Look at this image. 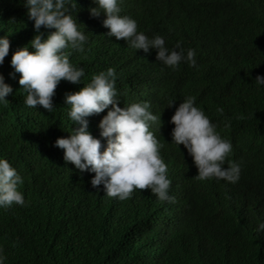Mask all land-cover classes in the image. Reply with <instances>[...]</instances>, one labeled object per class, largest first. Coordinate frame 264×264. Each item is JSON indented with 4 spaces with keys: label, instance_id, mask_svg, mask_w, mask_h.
<instances>
[{
    "label": "trees",
    "instance_id": "trees-1",
    "mask_svg": "<svg viewBox=\"0 0 264 264\" xmlns=\"http://www.w3.org/2000/svg\"><path fill=\"white\" fill-rule=\"evenodd\" d=\"M119 2L122 15L137 19L138 31L150 37L162 35L170 50L178 40L185 54L194 48L199 67L186 60L177 67L168 66L158 60L155 47L145 52L132 48L126 38L109 37L103 24L106 14L90 13L95 0H78L69 10L89 39L84 51H65L85 73L78 83L60 80L49 111L39 104H25L27 93L19 83L22 73L11 64L13 52L37 32L28 7L24 0H0V35L10 39L0 72L13 86L6 96L8 102H0V157L9 159L23 176L19 187L26 201L25 205L0 206L4 264H264V241L259 237L248 238L238 258V251L213 238L218 207L224 203L235 208L240 194L214 186V177L196 178L198 168L192 155L182 142L172 141L174 122L170 120L184 98L195 97L194 103L232 143L224 163L238 162L252 178L251 169L260 167L255 170L264 191V85L255 82L258 73L264 75V0H246V9L235 5V0ZM54 30L42 25V38ZM108 67L116 69L122 107L147 100L150 110L161 115L150 130L163 145L160 154L168 165L171 184L178 182L186 195L181 224L172 232L177 234L172 241L174 257L165 261L159 255L163 242L159 224L146 217L158 200L151 188H136L123 200L109 197L102 185L100 190L92 186L94 172L65 161L64 150L53 143L77 126L68 115L65 93L78 90L94 73ZM107 110L88 117L93 135H100L99 122ZM226 119L231 121L228 128L223 126ZM101 140L106 143V138ZM247 188L253 193L254 186ZM216 220L220 223L221 218L216 216ZM140 224L142 228L137 229ZM192 230V236L178 244L181 233Z\"/></svg>",
    "mask_w": 264,
    "mask_h": 264
},
{
    "label": "clouds",
    "instance_id": "clouds-1",
    "mask_svg": "<svg viewBox=\"0 0 264 264\" xmlns=\"http://www.w3.org/2000/svg\"><path fill=\"white\" fill-rule=\"evenodd\" d=\"M245 1L235 0V5L246 9ZM24 3L37 32L28 44L13 52L11 64L15 72L22 73L19 83L27 93L25 104H39L50 111L54 107L52 98L60 80L64 78L78 83L85 73L84 67L70 61V53L65 50L84 51L89 37L69 10V6H77L78 0H24ZM102 11L106 14L103 24L109 29L106 33L109 37L126 38L132 48L145 52L155 47L158 60L168 66L177 67L182 60H186L190 66L199 67L194 48L189 47L185 54L182 41L178 40L177 47L170 50L162 35L150 37L144 31H138L137 19L121 14L119 0H95L90 13L99 15ZM42 25L55 30L42 38ZM9 50L8 35H0V64ZM116 76L115 67H108L94 73L90 81L78 90L65 93L66 103L70 105L68 115L77 126L72 127L70 135L58 136L53 143L64 150L65 161L73 162L82 171L94 172L92 186L100 190L102 185L103 192L109 197L123 200L130 197L136 188H151L158 200L154 204L156 209L151 213L148 211L146 217H153L159 224L163 237L159 255L164 256L162 259L165 261L171 255L174 257L172 241L177 234L172 232L181 224L183 196L186 195L178 182L171 184L167 175L168 165L160 154L163 145L150 130V124L161 120V115L150 110V101L147 100L122 107L118 102ZM255 82L258 86L264 85V75L258 73ZM12 91L13 86L5 81L4 74L0 72V102L7 103L6 96ZM194 100L193 96L184 98L171 116L170 120L174 122L172 141L178 145L182 142L192 155L198 168L197 179L214 177V186L219 185L236 196L240 194L235 208L226 207L224 203L218 207L216 216L221 221L218 223L215 216L213 223V238L222 239L224 247H229L234 253L238 251V258L248 238L256 236L264 241V191L258 185L255 170L260 167L251 169L255 174L252 178L238 162L224 163L232 150V143L217 131V123ZM105 108L107 113L99 122L100 135H93L89 130L88 117ZM217 111L222 113L223 107ZM223 126L230 127L231 121L226 119ZM101 137L106 138V143L102 144ZM222 182L227 186L219 184ZM23 183V176L9 159L0 157V206L25 205V196L19 187ZM248 183L254 186L253 193L249 192ZM138 228H142L141 224ZM191 232L193 230L189 234L181 233L178 244L192 236ZM5 259L0 247V264H4Z\"/></svg>",
    "mask_w": 264,
    "mask_h": 264
}]
</instances>
